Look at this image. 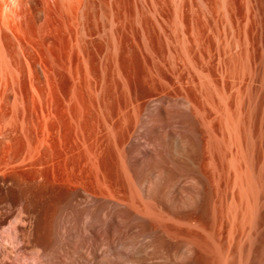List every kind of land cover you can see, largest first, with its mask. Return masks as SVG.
Wrapping results in <instances>:
<instances>
[{
	"label": "rangeland",
	"instance_id": "1",
	"mask_svg": "<svg viewBox=\"0 0 264 264\" xmlns=\"http://www.w3.org/2000/svg\"><path fill=\"white\" fill-rule=\"evenodd\" d=\"M68 1L0 0V264H264V0Z\"/></svg>",
	"mask_w": 264,
	"mask_h": 264
},
{
	"label": "bare ground",
	"instance_id": "2",
	"mask_svg": "<svg viewBox=\"0 0 264 264\" xmlns=\"http://www.w3.org/2000/svg\"><path fill=\"white\" fill-rule=\"evenodd\" d=\"M112 2H114L113 0H112ZM68 4L69 5H71L72 4V0H69L68 1ZM93 4H94V2H93V0H85L84 2H83V4H82V7L79 9V18H80V22H81V24H82V27H83V29H82V32L84 31V29H86V27H87V23H88V21H89V18H90V16H92V15H90L91 14V11L92 10H90V8L93 6ZM111 4H113V3H111ZM109 6H110V4H109ZM111 6H113V5H111ZM109 8V7H108ZM94 10V9H93ZM104 10V9H103ZM109 10V12H107V14H108V16L106 17L107 18V20H106V22H107V27H109V29L108 30H110V31H113L114 29H115V26H114V24H115V22L119 19V18H121L120 17V14H119V12H118V10H113V7L112 8H110V9H108ZM125 11H127V10H125ZM123 12V16L124 17H122L123 19L124 18H126V17H128L127 15V13L126 12ZM103 12V11H102ZM100 14H101V12H100ZM103 14V16H104V14H105V12H103L102 13ZM140 14L138 13V15L137 16H139ZM103 16H102V18H103ZM105 16H106V14H105ZM102 21H103V19H102ZM105 21V20H104ZM106 22H105V25H106ZM103 23V22H102ZM109 32V31H108ZM83 34V33H82ZM84 35H85V33H84ZM116 67H118V66H116ZM117 70H120L119 68L117 69ZM119 72V71H118ZM105 86V85H104ZM101 87H102V85H101ZM106 89V88H105ZM102 91H103V89H101ZM136 108V107H135ZM192 108V107H191ZM133 110H134V108H133ZM196 111V110H195ZM134 112V111H133ZM197 112H198V109H197ZM228 114V113H227ZM136 114H134V116H135ZM102 116L104 117L103 119H110L111 117H112V111H111V107H110V105L109 104H106V112H104V111H102ZM205 116V115H204ZM229 116V115H228ZM136 117V116H135ZM199 117H200V115H199ZM137 118V117H136ZM125 119V118H124ZM200 119H202V118H200ZM125 121V120H124ZM116 120L115 121H113V122H111L108 126L110 127H108L110 130H111V132H114V135H113V133H111L114 137H115V143L116 144H118V140H119V137H116L115 135L118 133V132H116L115 130H114V128H115V124H116ZM107 123V122H106ZM107 126V125H106ZM116 133V134H115ZM112 136V137H113ZM129 178V177H128ZM132 180V179H131ZM126 183V182H125ZM131 184V183H130ZM126 186H128V185H126ZM196 189V188H195ZM198 189V188H197ZM136 190V189H135ZM194 190V189H193ZM200 190V189H199ZM138 191V190H137ZM135 193H136V191H135ZM135 193H134V190H130L129 188H128V190L126 189V188H114V189H112V190H110V192L108 193L112 198H114L116 201H117V203H121V204H124V205H126V206H128L129 208H131V209H133L135 212H143L144 210L143 209H145L143 206V208L141 209V207H140V203L137 201V197L138 196H136L135 195ZM193 193H195V192H193ZM139 195V194H138ZM199 196V195H198ZM198 196H197V198H198ZM143 198V197H142ZM142 198H138V199H142ZM140 202L141 203H143L141 200H140ZM144 202H146V201H144ZM116 203V204H117ZM144 204H146V203H144ZM193 204V203H192ZM195 204V203H194ZM118 205V204H117ZM147 208V207H146ZM143 210V211H142ZM150 210V209H149ZM144 212H146V211H144ZM10 229V228H9ZM11 230H12V228H11ZM89 230V232H90V238L92 239V242H93V240L95 241V239L97 238V233H95V231L94 230H92L91 228L90 229H88ZM10 231V230H9ZM13 232V231H12ZM89 238V239H90ZM104 238V237H103ZM113 238H111V240H112ZM97 240H98V238H97ZM109 240V244L111 243V247H112V242L114 243V241H111L110 239H108ZM115 240V239H114ZM118 240V239H117ZM116 240V241H117ZM102 241H103V239H102ZM106 241V238H105V240H104V242ZM107 242V241H106ZM102 243V242H101ZM117 244H118V242H116ZM116 243L115 244H113V245H116ZM92 244V243H91ZM105 244V243H104ZM95 245V244H94ZM110 246V245H109ZM184 246V245H183ZM92 247V246H91ZM110 247V248H111ZM114 247V246H113ZM187 247V246H186ZM118 252H119V250H117ZM124 251V250H123ZM121 252V251H120ZM128 253V252H127ZM126 252L124 253L127 257H128V254H127ZM121 254V253H120ZM36 255V254H35ZM42 255V254H41ZM119 255V254H118ZM124 255V256H125ZM126 257V258H127ZM36 259V258H35ZM127 261V260H126Z\"/></svg>",
	"mask_w": 264,
	"mask_h": 264
}]
</instances>
